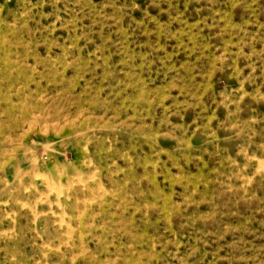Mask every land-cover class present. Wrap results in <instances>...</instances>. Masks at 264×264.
<instances>
[{
    "label": "rangeland",
    "instance_id": "obj_1",
    "mask_svg": "<svg viewBox=\"0 0 264 264\" xmlns=\"http://www.w3.org/2000/svg\"><path fill=\"white\" fill-rule=\"evenodd\" d=\"M0 264H264V0H0Z\"/></svg>",
    "mask_w": 264,
    "mask_h": 264
},
{
    "label": "bare ground",
    "instance_id": "obj_2",
    "mask_svg": "<svg viewBox=\"0 0 264 264\" xmlns=\"http://www.w3.org/2000/svg\"><path fill=\"white\" fill-rule=\"evenodd\" d=\"M40 175V174H39ZM36 176V175H35ZM42 177V176H41Z\"/></svg>",
    "mask_w": 264,
    "mask_h": 264
}]
</instances>
